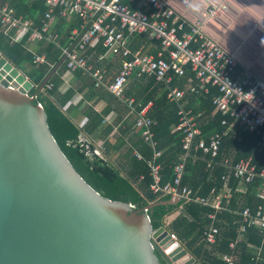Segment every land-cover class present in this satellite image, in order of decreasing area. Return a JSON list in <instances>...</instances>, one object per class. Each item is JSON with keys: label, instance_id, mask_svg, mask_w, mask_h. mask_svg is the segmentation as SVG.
Returning <instances> with one entry per match:
<instances>
[{"label": "trees", "instance_id": "16d2710c", "mask_svg": "<svg viewBox=\"0 0 264 264\" xmlns=\"http://www.w3.org/2000/svg\"><path fill=\"white\" fill-rule=\"evenodd\" d=\"M7 3L9 7L15 10L16 15L33 19L36 25H41V20L49 9L46 5V0H31L30 2L26 0H0V7H4ZM132 7L136 8V3ZM59 11V9H56L55 13L57 19L61 20V24L58 26V31L61 34L60 46L54 42L47 41L31 44L28 41V37H25L20 42H13L12 34L5 33L0 21V52L16 67L21 69L34 83L32 94L36 93L46 77L63 59V48L71 47L75 43V40L72 41L70 38L72 35L71 30L75 26L80 28L82 23L77 17L78 22L75 21L76 24L73 23L72 25L69 22L70 29L66 30V18L61 17ZM136 39L139 41L130 45L133 51L138 49L141 44L150 43L147 34H137ZM156 44L155 56L158 55V50H161V43L157 41ZM32 45H34L33 48L30 47ZM93 47V50L97 52L96 57L107 51L102 39H99ZM36 55H45V62H35ZM165 57L168 59L167 54ZM185 69L187 76L180 78L175 75L170 84L171 87H184L188 76L193 75L190 65H187ZM76 71L78 76L83 73L82 69ZM66 72L67 64L64 62L52 75L44 89L38 93L35 102H40L44 105L51 131L80 174L95 189L110 199L132 203L137 209L157 203L148 211L154 229L167 226L168 217L179 212L169 222L167 227L177 235L178 239L189 251L203 264H227L221 255L231 253L230 244L239 237L238 230L241 226L242 217L238 212L243 211L245 207H250L255 211L261 204H264L257 197L262 187V180L258 179L256 182L248 184L247 191L241 193L237 191L240 184L239 179L231 175L232 177L228 183L233 193L230 210L218 215L216 225L221 229L220 240L217 246L209 249L204 241L203 233L211 225L209 214L214 209L195 202L187 204L184 201H180L177 204L161 203L162 201L170 200L171 196H160L151 190L153 176L147 160L153 157L154 150L147 143L139 150L144 158L140 159L134 155L133 149L125 167L115 165L109 158V152L106 148L99 153V148L92 136L103 121V115L92 112L93 115L91 116L90 113V119L83 127L74 121L72 115L64 109L68 101L73 98L74 89H70L65 94H61L59 90L60 85L63 83V75ZM136 76L135 74L134 78L132 77L130 84L132 87H138L140 82H144V79H139ZM145 82H147L145 92L132 90L130 92L132 95L129 92L126 95L136 99L137 110L153 101L150 116L157 120L154 131L157 149L162 151V155L158 159V163L161 165L162 184L173 183L176 177V165L184 162L185 172L182 185L192 188L199 196L211 198L213 197V190H215L216 194H219L226 184L223 176L230 174L229 168L224 165L228 157L233 159V163L238 162L242 158L252 157L257 170L260 172L264 169V144L261 134L243 131L239 127V129L235 130L236 138L223 136V133L234 121V118L230 115H223L213 104V97L219 94V89L213 86H211L210 92L205 96L188 92L189 104L185 108L187 110L188 108H193L195 115L199 114L201 110L204 111V115L200 119L204 118L205 123L201 126L202 134L199 138L204 137L209 141L212 134L221 136L222 145L219 155L214 158L212 166L208 165L211 155L205 154L199 149H193L190 155L184 159L183 143L185 133L183 129L179 128L181 122V116L179 115L180 104L167 98V89L162 95H158L162 89L166 88V83L158 82L153 77L148 78ZM48 84H53L52 89L48 88ZM126 107L128 106L126 105ZM224 119L227 120L226 125L222 124ZM125 126L126 131L132 130L135 133H139L141 137L142 131L140 129L136 130L138 128L135 121L131 124L125 123ZM83 134L86 136L84 140L81 138ZM262 241L263 233L260 228L256 226L248 227L246 233H244L243 241L237 245L235 251L239 258L237 264H264V262H257L256 256L250 253L249 250L250 245L260 247Z\"/></svg>", "mask_w": 264, "mask_h": 264}, {"label": "built area", "instance_id": "2783aa9c", "mask_svg": "<svg viewBox=\"0 0 264 264\" xmlns=\"http://www.w3.org/2000/svg\"><path fill=\"white\" fill-rule=\"evenodd\" d=\"M132 3H137L139 7L133 8ZM46 5L49 9L41 20V25H36L31 18L16 15L15 10L7 5L0 7L2 28L5 33L12 34L13 42H20L28 37L31 43L47 41L57 44L60 36L53 31L57 19L56 9L60 10L59 15L63 18L71 14L77 16L82 24L72 37L76 42L72 47L63 48L67 72L82 69L94 76L96 86L104 84L105 75L104 72H94L88 62L86 53L92 43L102 39L107 55L120 56L123 59L118 75L107 89L136 113V127L142 131L144 141L154 150L153 157L147 160L153 176L151 190L160 196L178 197L185 204L195 202L212 207L214 211L209 214L211 225L204 231L203 236L209 249L217 246L221 229L216 222L218 215L230 210L232 190L228 183L231 177L239 179L241 185H248L261 179L262 187L257 197L264 202V169L259 172L251 157L243 158L236 163L226 159L224 165L229 168L230 174L223 176V180L226 181L224 194H216L213 190L211 198L199 196L192 188L182 185L184 162L176 165L174 182L162 184L161 165L157 162L162 151L157 149L154 131L157 121L149 115L152 103L137 110L136 99L126 95V86L135 74L138 77H153L158 82L166 83L170 88L168 99L180 104L179 128L185 133L184 159L193 149H199L211 155L208 165L212 166L214 158L219 155L222 137L213 135L209 141L199 138L201 130L183 103L186 92L170 86L173 75L184 77L185 67L190 65L195 74L193 78H189V82L195 83L191 90L195 93L200 92V89L208 92V85L217 87L219 94L213 98L217 109L225 116H232L234 123L246 131L261 134L263 144L264 79L247 68L238 72L236 56L208 37L203 31L202 22L188 24L176 13L168 0H46ZM227 6V1L212 3L205 16L208 19L215 18L220 10L226 9ZM142 7L149 8L150 11ZM137 34H147L151 39L161 43V50L157 56L146 53L143 49L132 50L131 37ZM166 54L168 59L165 57ZM45 60L44 55L35 57L37 63H43ZM47 86L52 89L53 84ZM223 124H227L226 119L223 120ZM233 124L229 127L231 128ZM136 156L144 158L138 152ZM238 214L242 217L239 237L230 244L232 252L221 255L227 264L238 263L239 258L235 251L250 226L260 228L263 233L262 247L258 249V255L264 248V204L255 211L245 207ZM169 222L168 220L167 226ZM170 232L172 239L179 240L176 234L171 230Z\"/></svg>", "mask_w": 264, "mask_h": 264}, {"label": "water", "instance_id": "95a60500", "mask_svg": "<svg viewBox=\"0 0 264 264\" xmlns=\"http://www.w3.org/2000/svg\"><path fill=\"white\" fill-rule=\"evenodd\" d=\"M65 59L32 94L0 52V264H203L166 226L154 229L157 203L105 197L65 154L35 102Z\"/></svg>", "mask_w": 264, "mask_h": 264}, {"label": "crops", "instance_id": "0c3cea01", "mask_svg": "<svg viewBox=\"0 0 264 264\" xmlns=\"http://www.w3.org/2000/svg\"><path fill=\"white\" fill-rule=\"evenodd\" d=\"M26 1L30 2L31 0ZM168 1H170L176 13L181 18L186 20L188 24L202 22L204 24V33H206L208 37L216 41L225 50L236 56V59L238 61V72L244 68H247L253 71V73H255L258 77L264 79V0ZM223 1H227V8H222L217 17L208 19L205 14L208 12L212 3H221ZM133 4L135 3H132L131 6ZM6 5L9 6L8 3L5 4V6ZM136 6L139 7L137 3ZM142 9L150 11V9H147L146 7H142ZM66 21L67 25L65 29L69 30V22H71V25L73 23L76 24L75 21L78 22V18L77 16L71 14L66 18ZM60 24L61 20L56 19L53 25L54 33H57L60 36L57 43L58 46H60L61 41V34L58 31V26ZM80 28L79 26H75L74 28H72V35L70 37L72 41V37H74L76 31ZM136 36L134 35L131 37L130 45L139 41L138 39H136ZM147 37L150 43L147 42V44H141L138 49H143L144 52L155 56L154 51L157 49V41L151 39L149 35H147ZM97 41H94L92 43V46L89 47L86 53V57L88 58L89 64L92 65L94 72H104V84L96 86V79L94 78V76L88 72H85L84 70L81 76L77 75V71L71 73L66 72L63 75V83L60 85L59 90L61 94H65L70 89H74V96L70 101H68L64 109L72 115L74 121L81 127L88 123L90 119V113L91 116L93 115L92 112L103 115V121L101 122L96 132L93 133L92 137L100 151L106 148V150L109 152V158L113 161V163H115V165L119 167H125L128 164V157L133 152V149L134 155H136L137 152L140 153V148H143V145L146 142L144 141L142 135L140 137L139 133H135L132 130L126 131L125 123L131 124L134 121L136 123V113L131 111L129 107H126V104L124 102L120 101L113 93H111L107 89L108 85L111 84L114 81L115 77L118 75L123 63V59L120 56L107 55L106 53H102L100 54V56L96 57L97 52L96 50H93V46L96 45ZM33 43L35 42H32L31 44ZM74 44L72 46H74ZM33 46L34 45L30 47L33 48ZM159 51L160 50H158V53ZM194 75L195 74L193 72V75L188 76V80L185 83L184 87L175 86V88L177 87L186 92L183 99L185 107H187V105L189 104V100L187 98L188 92L205 96L210 92V88L212 86L208 85V92L204 91V89H200V92L198 93L193 92L191 88L195 83L192 84L191 82H189V78H193ZM174 76L175 74L173 75V79ZM186 76L187 73L184 77ZM136 77L139 79H144V82H140V85L138 87H132V85L130 84L134 77L131 78L126 86V93H130L132 92V90H139L142 91V93L146 91L147 82L145 81L148 80L149 77ZM167 87L168 85L166 84V88L164 90L162 89L158 95H162L166 89L169 92L170 88ZM149 103H152L153 106V101H150ZM188 110L191 112V115L195 118L198 127L202 131L201 126L204 125L205 119L203 118L201 120L200 118L202 115H204V111L201 110L199 114L195 115L193 113V108H188ZM233 123L234 121L231 124ZM236 129H239V126L235 123L231 128L228 126V128L223 133V136H233L234 138H236ZM241 129L243 131H246L243 128ZM213 135L215 134H212L211 136ZM83 136L86 138L84 134ZM227 159L231 160L232 158L228 157ZM231 161H233V159ZM247 189V185L239 184L237 191L245 193ZM219 194H224V190H222ZM178 213L179 212H176L169 216L168 220H173L178 215ZM241 241H243V239ZM261 247L262 245L260 247H255L253 245L249 246L250 253L256 256L257 262H264V248L262 249L261 254L258 255V249H260Z\"/></svg>", "mask_w": 264, "mask_h": 264}]
</instances>
